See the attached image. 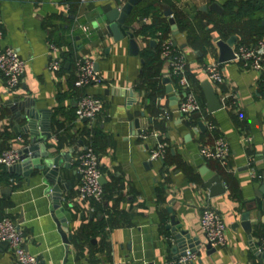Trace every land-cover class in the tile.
I'll list each match as a JSON object with an SVG mask.
<instances>
[{"label":"crops","instance_id":"0c3cea01","mask_svg":"<svg viewBox=\"0 0 264 264\" xmlns=\"http://www.w3.org/2000/svg\"><path fill=\"white\" fill-rule=\"evenodd\" d=\"M229 1L236 5L245 0L138 2L152 4L166 22L164 35L183 55L190 89L205 119L214 125L209 132L204 127H187L176 113L182 92L171 79L166 84L161 82L167 70L165 61L139 56L142 50L154 53L157 41L140 36L137 13L132 11L126 19L134 27L135 55L128 52L124 38L114 42L106 33L104 13L119 5L118 0H84L80 4L75 0L71 9L69 0H0V46L12 47L24 60L16 89H5L0 77V151H20L26 144V135L15 134L18 125L9 124L8 103L25 97L35 110L45 111L50 132L46 142L51 155H59L61 163L68 166L63 173L70 181L61 204L70 214L67 232L71 240L65 244L52 219L45 185L36 172L23 176L0 167V217L6 215L22 230L26 252L43 264H167L180 251H171L174 241L165 228L173 215L181 229L199 239L193 264H264V257L259 258L251 248V244L256 248L257 238L264 233V192L259 198L253 194L264 178V80L260 79H264V60L259 73L243 69L232 59L219 61L227 57L234 44L264 38V0L259 10L247 16H239L235 5L232 13L228 12L224 5ZM165 11L176 27L173 37ZM141 19L146 24L150 16ZM83 24L87 25L86 33L79 29ZM231 36L233 44L228 46ZM48 39L57 44L64 63L54 73L45 68ZM65 51H71L69 62L63 59ZM74 56L91 58L102 83L74 89ZM210 62H220L223 83L219 87L203 73V66ZM230 91L236 94L241 122L223 107L212 112L206 109V94H214L221 105ZM80 93L96 96L103 103L93 124L73 115ZM133 119L145 137L132 132ZM94 128L98 131L93 143L104 196L101 204L89 211V203L76 198L79 178L72 160L90 142ZM241 132L250 136L249 143L240 141ZM215 135L228 143L226 169L204 162L198 155L199 145ZM157 139L166 144V153L161 161H150L148 150ZM248 160L258 178L249 177ZM204 168L219 179L224 193L208 195L200 173ZM203 204L218 212L225 224L226 243L211 252L204 248V235L197 225ZM242 212H247L249 219L258 217L251 224L250 239L238 224L234 226ZM0 264H10L4 245H0Z\"/></svg>","mask_w":264,"mask_h":264},{"label":"built area","instance_id":"2783aa9c","mask_svg":"<svg viewBox=\"0 0 264 264\" xmlns=\"http://www.w3.org/2000/svg\"><path fill=\"white\" fill-rule=\"evenodd\" d=\"M125 1L118 0V4L121 5ZM83 2L84 0H78L79 4ZM79 29L86 33L87 25H79ZM2 32V18L0 15V40ZM154 39L157 41L159 49L158 58L166 63L167 70L164 76L171 79L178 91L182 92L175 108L176 113L183 119H189L192 114H197L204 129L209 132L213 131L214 125L205 119L202 106L190 89L186 78V62L183 55L172 45L171 39L160 31L155 32ZM58 50L59 48L54 43L49 40L46 41L47 61L45 68L50 73L57 72L61 67L62 62L58 56ZM231 53L232 60L236 61L240 67L259 73L263 69L264 38H258L253 43L238 42L232 47ZM93 64L92 59L89 57H73L71 85L74 89H82L91 84L102 83L103 80L94 69ZM23 69L24 60L20 58L16 50L9 46H0V77L5 89L11 91L18 87ZM203 73L214 86L219 87L222 85L223 78L219 62H210L204 65ZM226 97L227 100L221 103V107L232 111L235 119L241 122L243 115L236 104L235 92L230 91ZM102 109L101 99L90 94L80 93L73 108V115L78 120L86 119L93 124ZM192 128L197 130L196 126ZM139 136L145 137L146 135L140 133ZM239 137L243 144L250 142V136L244 132H241ZM165 153L166 144L157 139L155 144L148 150V158L150 161H161ZM198 155L204 162H213L218 168L226 169L229 157L228 143L221 135L212 136L209 142L199 145ZM18 162L19 154L17 150L6 148L0 151V167L7 169ZM72 163L75 171L80 175L76 198L89 203V211H92L93 206L101 204L104 196L102 186L98 180L100 177L98 154L88 143L76 153ZM246 169L250 178L259 177L250 160L246 163ZM197 225L204 235V243L210 248L216 249L226 243L225 224L222 217L210 206L206 204L201 206ZM24 241V234L17 224L6 215H2L0 217V245L7 248L10 264H43L36 255L25 251ZM256 249L259 253L264 252V233L257 238ZM196 257V251L185 249L182 254L169 259L167 264H193Z\"/></svg>","mask_w":264,"mask_h":264},{"label":"water","instance_id":"95a60500","mask_svg":"<svg viewBox=\"0 0 264 264\" xmlns=\"http://www.w3.org/2000/svg\"><path fill=\"white\" fill-rule=\"evenodd\" d=\"M139 0H126L121 5H116L104 13L106 24L104 25V30L112 38L114 42L125 39L127 44V49L130 54L135 55L137 53L138 47L136 40L133 37L134 27L127 24V17L130 15L133 7L137 5ZM213 8H218L213 5ZM164 16L167 18V22L170 28V35L173 37L177 34L176 27L173 19L169 16L167 11L164 12ZM139 25H142L141 17H137ZM264 25V19L261 20ZM233 36L227 40V45L231 46L233 44ZM172 45L175 46V42L172 41ZM232 59V53L229 49L227 57H221V60ZM220 63V62H219ZM94 69L97 70L96 63L93 64ZM161 82L163 84L169 83V78L162 77ZM167 91H171L170 85L167 87ZM206 109L208 112L220 109L216 96L212 93L205 95ZM11 103L9 107L10 117L12 122L18 125V130L15 134L22 133L26 135L25 145L22 147L19 154V162L7 168L8 171L27 176L33 171L36 172L37 176L41 179L42 183L45 185V193H47L50 201L51 216L55 222L57 231L63 243L68 244L71 240L70 233L67 232V225L70 220L69 212L61 205L63 198L62 194L70 188V181L65 179V174L63 171L68 170V166L61 163L60 156L51 155L49 150V145L46 142L50 137L48 120L44 117L43 110H35L32 106L31 101H28L25 97L18 99L14 98L8 101ZM127 120H131V117L126 113ZM85 120V119H83ZM200 130H203V126L200 122L197 124ZM132 132L135 134H140V129L136 120H132ZM202 180L205 181V188L207 189L209 196H214L224 193L223 184L214 177L213 172L207 171L205 168L202 172ZM77 178L80 175L77 173ZM99 182L101 183L102 177H99ZM264 192V178L262 180V185L257 191H254V195L258 198L261 193ZM262 209L264 210V200L261 201ZM258 217L254 219L248 218L247 212H242L239 215L238 223H234V226L238 224L243 233L247 235L250 239L251 224L255 223ZM170 232V237L174 241V245L171 247V251L174 254L178 250L179 254H182L185 249L189 251H196L198 248L199 239L197 237H190L187 230L181 229L179 222L174 219L173 215L169 217V223L165 226ZM204 248L207 252L213 251L207 244H204ZM253 252L258 255L259 258L264 257V252L259 253L257 249L251 244ZM176 255V256H177ZM175 256V257H176Z\"/></svg>","mask_w":264,"mask_h":264},{"label":"trees","instance_id":"16d2710c","mask_svg":"<svg viewBox=\"0 0 264 264\" xmlns=\"http://www.w3.org/2000/svg\"><path fill=\"white\" fill-rule=\"evenodd\" d=\"M69 1H70L69 2V9H71L73 4L75 3V0H69ZM255 2H256V0H245V1H240L239 3H237L235 5L232 1H229L224 5V7L228 10V12L232 13L231 12L232 7L235 5L237 7L239 16H247V15H252L255 10H259L260 7L263 5L262 0H259L258 3L256 2L257 4L254 5ZM134 7H135V9L132 10L133 13H137L141 18L145 17V16H150V21L148 23L142 24L140 26V30H139L140 36H147V37L154 38V34L156 31H160L163 34L167 33L166 22L162 18H160V14H158V11L153 7L152 4H147V3H139L138 4L137 3V5H135ZM69 27H70V25H69ZM49 41L53 42L52 40H49ZM53 43L55 45H57L55 42H53ZM158 50H159L158 45H156L154 53H150L149 51L147 52L145 50H142L139 52V56L143 59L148 57L149 60L153 61V60H156L158 58ZM62 55H63L64 61L69 62L71 60V58H70L71 51H69V52L65 51L62 53ZM63 65H64V63L61 64L60 68H62ZM260 79L263 82V80H264L263 77H261ZM198 122H199V119H198L197 114H192L189 119H184V124L187 127H191V128L193 126H197ZM97 134H98V131L96 130V128H94L92 131V135L90 137V142H89L94 150H95V148H94L93 142H94L95 136ZM8 176H12V175L8 174ZM99 205L100 204H97L95 206H99Z\"/></svg>","mask_w":264,"mask_h":264}]
</instances>
